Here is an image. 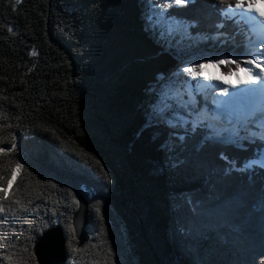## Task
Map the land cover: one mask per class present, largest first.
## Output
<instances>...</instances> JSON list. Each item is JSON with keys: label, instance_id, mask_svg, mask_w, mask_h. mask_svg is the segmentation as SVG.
Segmentation results:
<instances>
[{"label": "trees", "instance_id": "trees-1", "mask_svg": "<svg viewBox=\"0 0 264 264\" xmlns=\"http://www.w3.org/2000/svg\"><path fill=\"white\" fill-rule=\"evenodd\" d=\"M234 3L0 0V186L13 160L32 173L8 189L26 207L0 214V264H38L34 240L53 224L69 264H264V169L245 168L256 145L209 141L205 124L182 127L172 113L153 119L162 100L147 92L176 64V48L244 53L221 15ZM76 177L99 191L81 240L69 231ZM37 180L43 195H29Z\"/></svg>", "mask_w": 264, "mask_h": 264}, {"label": "snow or ice", "instance_id": "snow-or-ice-1", "mask_svg": "<svg viewBox=\"0 0 264 264\" xmlns=\"http://www.w3.org/2000/svg\"><path fill=\"white\" fill-rule=\"evenodd\" d=\"M20 0H17V3H19ZM191 0H168L167 3L161 4L160 7L162 9H166L168 7H172L173 5H186ZM222 3L226 2V0H221ZM239 10V11H238ZM252 15H249V14ZM161 17L167 16L166 12L162 11L159 14ZM221 15L226 19H233L235 17H238V19L235 20L237 24L240 23V21H244L246 24L250 25L249 33L255 34V41H253L251 38L248 39V51L247 55L250 57L244 61H242L244 64H246L248 67L240 68V63L237 60L232 61H225V60H218L217 64H236V67L239 71H243L245 73V77L241 78L237 74V80L234 84H230L231 88H239L241 90H246L243 92V95L251 96L255 92L259 91L262 86H264V59H260L261 56H264V47L261 45H264V10L257 7L255 0H235L234 5L228 4L227 9L221 13ZM167 23L178 26V22L174 20H166ZM189 27L191 25H188ZM217 27L222 28L224 27L223 24L217 25ZM9 31H12L11 28H9ZM35 55L36 53L33 52ZM211 59H209V63H211ZM194 66L192 67H185L182 69V72L187 73L190 75L193 79H196L198 77H203L206 80L212 81L215 79V77L209 76L205 73L204 69L206 68V64L199 63L198 61L192 62ZM199 69V70H198ZM259 69V71H257ZM232 73L230 72L229 75ZM225 83H229L228 81H225ZM245 85H252L253 87H243ZM189 88H192V85H188ZM202 87V85L197 84L195 88L199 90ZM223 96H229V89L223 88L222 93ZM232 95V94H231ZM218 103H220L218 101ZM255 126V128L258 129V131L253 132L251 131V127ZM226 131H229L230 133H233L237 138H240L239 132L240 130H244L247 133V136L244 138H250V137H259L261 140H264V109H262L260 106H251V105H245L243 106L237 116L235 117L234 121H230L229 128L225 129ZM13 143L11 145V151L15 152L16 150V144H15V136L12 137ZM3 141L0 140V143ZM83 155L87 156V153H82ZM8 152L4 148H0V156H7ZM97 165L100 166L101 170H103V165L100 164L99 160H96L95 157H90ZM14 167L11 168L9 173V179L6 181L7 187L0 186V214L6 213L12 204L18 205L20 208L26 207L25 202L21 199L13 196L12 200L9 201L7 192L8 189L11 188L12 183L16 180L17 175L24 171L27 173L28 177L32 176L31 172H28L24 165L21 164L18 160H13ZM254 163H259L261 167H264V161L262 160H256V161H249L245 167H251ZM104 175L107 176V173L104 172ZM3 177H0V180H2ZM37 187H34L32 189V192H28V187L25 186L24 190L28 192L29 195H32L33 192H35L37 195H43V193L38 191V187L41 185L40 181H36ZM51 187H56V185H51ZM19 191V189H17ZM75 199V198H74ZM5 201H8V204L5 203ZM77 204H79V201H75ZM99 212V208L97 209ZM2 218V217H0ZM100 220L103 221V215H100ZM106 234V229H101ZM69 231H71L73 234L75 233V228L70 227ZM71 247V244H70ZM73 251H80V249L73 248ZM107 252L109 256H111V248L109 247L107 249ZM11 259V257H9ZM114 264V262H113Z\"/></svg>", "mask_w": 264, "mask_h": 264}, {"label": "rangeland", "instance_id": "rangeland-1", "mask_svg": "<svg viewBox=\"0 0 264 264\" xmlns=\"http://www.w3.org/2000/svg\"><path fill=\"white\" fill-rule=\"evenodd\" d=\"M261 1L264 3V0H261ZM167 2H168V0H157V5L160 6L161 4H165ZM148 21H150V18H148ZM219 24H223V23L219 22ZM243 29L236 28L234 35H238L237 31L242 32L241 30H243ZM166 31H168V33H170V30L168 28ZM220 38H221V36L218 35L215 40L217 41V39H219V41H220ZM252 40L254 41V39H252ZM238 43L242 44L244 47V49H243L244 53H242L241 55H232L229 53H223V52L221 53V52H216V51H200V50L194 49V50L190 51V52H192L193 55L181 56V59L178 62H176L174 67H171L169 69V71L167 72L168 75L167 76L164 75L165 77L160 76L161 82L159 81L157 83L152 84L151 87L147 90V92H149V93H152V94L155 93L156 96L158 97V100H162L161 103H159L157 106H155L156 108H155L154 116H151V117L153 119H158V118L159 119L160 118L165 119L166 118L168 121H170L169 120L170 114L172 113L181 119V120L179 119L180 121L177 124L183 127V126L187 125L189 123V121H192L194 123L198 122V120H196V118H195L198 115V117L200 118L199 120H201V122L204 121L206 118L207 120H213L220 125H223L225 123V129L229 128L230 121H234L235 117L232 115H229L226 118H223V119H226V121L223 120L222 118L216 117L215 114H213L214 108H212L215 99H213V103L210 106H208V105H201L200 106V104H202V100L204 99V97L206 95L211 94V96L216 97L217 94H216L214 88L217 86H219V88H220L221 85H212L211 87H208L209 84L207 82H209V80H206L203 77L196 78V80L198 81V84H200V82H201L200 85H202V87L200 89H204V92H205L204 95H201V97H200L199 95H196V93L202 94L200 92V89L199 90H197V89L192 90V88H189L188 86L187 87L185 86L184 89H182L181 84L179 82L180 81L179 77H181V75H182L183 79H184V77L186 75L189 77L190 80H193V78L190 75L182 72V69L185 67L194 66L192 63L194 61H198L199 63L206 64V68L204 69L205 73L209 76L215 77V79L212 81L217 82V84L224 81V80H227L230 83L233 82L235 79H237V74H236L237 72L241 78L244 77L245 73L243 71H239L236 68H233V70H234L233 74L227 75V73H225V72H229L230 67L226 66V64H217L218 60H225V61L237 60L238 62H240V61H244V60L250 58L246 54L248 51V48H247L248 41L246 42V45H244L242 43V41H240V42L238 41ZM169 46H172V45H169ZM210 47H213V46L210 45ZM174 50H175V55H174L175 57L180 55L182 52L180 49H177V48ZM209 59H211V61H212L211 63H209ZM262 59H264V56H262ZM245 67H248V66L246 64H244L243 62H242V65L240 63V68H245ZM257 71H259V69ZM175 77L178 78V82H177L178 85L175 86L172 84L174 86L173 87L172 85H170V83L173 80H175L174 79ZM213 84H215V83L213 82ZM221 88L223 89L225 87H221ZM209 89H211V91H209ZM221 93H222V91H221ZM183 94H184V96H186V98L188 100L186 99L185 101L184 100L181 101L179 99H174V98H177ZM200 98H201V101H200ZM197 100L199 102H201V103H199V106L197 105ZM205 100H207V99H205ZM193 103H194V105L192 107H195V109L192 108L190 105ZM215 103H216V101H215ZM200 110L202 112L201 114L198 113ZM183 113L186 114V115H184V117H185L184 119L182 117ZM196 113H198V114H196ZM203 114H204V116L206 115V117H204ZM190 116H192V118H193L192 120L188 119ZM169 123H172V122H169ZM161 124L165 125V122H163ZM207 127H208V125H207ZM220 127L216 126V128L214 127V129L217 130V128L220 129ZM208 128H210V127H208ZM176 130L177 129H174V131H176ZM220 132H218V134ZM226 132H229V131H226ZM243 132H245V131L240 130V132H239V136L241 134L240 138H237L233 133H231L229 135L232 138H230L229 135H227L226 140H229L230 142L232 141L233 143L241 142L243 140V138L245 137V136L242 137ZM170 134H173V132H170ZM212 134H213V132H212ZM218 137H219V135L217 136V139H223V137H225V136H220L219 138ZM166 142H167L166 143L167 145L163 146L162 145L163 143H162L161 144L162 146H160V149L162 147V149L164 148L163 150L166 151L170 148L169 142L168 141H166ZM169 164H170L169 161L165 160V158L161 162L162 167H163V165L165 166V168H164L165 171L168 169Z\"/></svg>", "mask_w": 264, "mask_h": 264}, {"label": "water", "instance_id": "water-1", "mask_svg": "<svg viewBox=\"0 0 264 264\" xmlns=\"http://www.w3.org/2000/svg\"><path fill=\"white\" fill-rule=\"evenodd\" d=\"M75 196L79 204L72 218L75 237L81 240L88 233L90 205L98 197L99 191L92 182L85 178L73 179ZM33 253L38 264H69L67 239L60 224H53L45 229L33 244Z\"/></svg>", "mask_w": 264, "mask_h": 264}, {"label": "bare ground", "instance_id": "bare-ground-1", "mask_svg": "<svg viewBox=\"0 0 264 264\" xmlns=\"http://www.w3.org/2000/svg\"><path fill=\"white\" fill-rule=\"evenodd\" d=\"M245 29H243L242 30V33H243V31H244ZM246 31V30H245ZM256 39V38H255ZM254 39V40H255ZM244 40H245V38H244ZM262 47H264V45H261ZM176 59H177V57H176ZM258 70V69H257ZM175 80H173L171 83H170V85H178L177 84V82H178V78H174ZM172 85V86H173ZM174 87V86H173ZM218 88V89H217ZM217 89V90H216ZM214 90H215V92H216V97H214V96H211V94H208V95H206L205 97H204V99H203V103H202V105H208V106H210L212 103H213V99H215L214 100V103H213V105H215L216 103H215V101L218 99V95H221V91H222V88L220 87L219 88V86H217V87H215L214 88ZM200 92L201 93H203V95H204V89H200ZM199 98V97H198ZM174 99H179V100H181V101H183V100H186L187 98H186V96H184V94L183 95H180L179 97H177V98H174ZM205 99H207V100H205ZM200 101H201V98H200ZM199 102V101H198ZM199 103H201V102H199ZM191 105V107L194 105V103L193 104H190ZM192 108H194L195 109V107H192ZM198 113H202L201 112V110L198 112ZM198 113H196V114H198ZM196 116V115H195ZM203 116H204V114H203ZM204 117H206V115L204 116ZM196 118H198V119H200L199 117H198V115L196 116ZM193 119V118H192ZM199 121V120H198ZM205 121L211 126V127H220L221 125L220 124H218V123H216L215 121H213V120H207L206 118H205ZM225 124V123H224ZM244 133H246V132H243L242 134H244ZM247 134V133H246ZM220 137V136H219Z\"/></svg>", "mask_w": 264, "mask_h": 264}, {"label": "clouds", "instance_id": "clouds-1", "mask_svg": "<svg viewBox=\"0 0 264 264\" xmlns=\"http://www.w3.org/2000/svg\"><path fill=\"white\" fill-rule=\"evenodd\" d=\"M229 54H231V53H229ZM232 55H236V54H232Z\"/></svg>", "mask_w": 264, "mask_h": 264}]
</instances>
